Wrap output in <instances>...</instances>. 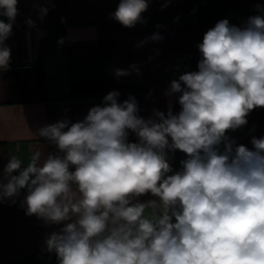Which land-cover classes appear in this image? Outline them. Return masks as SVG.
Returning <instances> with one entry per match:
<instances>
[{"label": "clouds", "instance_id": "1", "mask_svg": "<svg viewBox=\"0 0 264 264\" xmlns=\"http://www.w3.org/2000/svg\"><path fill=\"white\" fill-rule=\"evenodd\" d=\"M17 4L0 0L8 18L0 20V70L10 65ZM148 8L149 0H119L110 18L133 28L147 22ZM163 39L157 31L137 47ZM197 48L198 70L164 93L177 97L179 112L170 101L167 112L153 109L145 119L135 96L120 102L110 91L82 121L37 130L56 153L41 162L36 151L26 166L10 156L0 202L15 203L23 192L27 215L61 225L44 241L58 264H264V137H252L249 149L227 135L264 107V15L239 27L220 20ZM133 71L140 74L130 65L114 75ZM176 150L187 158L173 172L168 153ZM148 193L158 201L132 202Z\"/></svg>", "mask_w": 264, "mask_h": 264}, {"label": "crops", "instance_id": "2", "mask_svg": "<svg viewBox=\"0 0 264 264\" xmlns=\"http://www.w3.org/2000/svg\"><path fill=\"white\" fill-rule=\"evenodd\" d=\"M165 2L149 0L142 14L147 22L126 28L110 18L119 0H18V15L6 41L10 65L0 70V182H6L3 169L10 156L26 166L36 151L42 154L41 162L57 152L36 135L40 127L65 118L82 121L110 91L120 92V102L129 94L135 96L138 114L145 119L153 109L167 112L170 101L179 112L177 97L164 93L181 74L198 70L197 45L204 33L220 20L239 27L250 16L264 15V0H171L161 10ZM0 20L8 22L6 16L0 15ZM157 31L163 40L137 47ZM130 65L140 74L114 75L115 69ZM247 121L227 135L252 149V137H264V107L252 110ZM129 141L136 142V136L130 133ZM186 158L179 150L168 153L173 172L181 170ZM23 196L22 192L15 203L0 202V264H58L44 241L61 225L27 215ZM158 199L148 193L132 202ZM152 214L146 209V216Z\"/></svg>", "mask_w": 264, "mask_h": 264}, {"label": "trees", "instance_id": "3", "mask_svg": "<svg viewBox=\"0 0 264 264\" xmlns=\"http://www.w3.org/2000/svg\"><path fill=\"white\" fill-rule=\"evenodd\" d=\"M52 253L49 252V255H51Z\"/></svg>", "mask_w": 264, "mask_h": 264}]
</instances>
